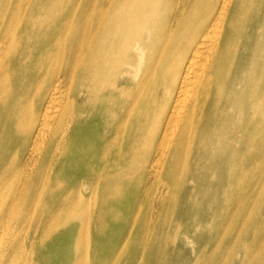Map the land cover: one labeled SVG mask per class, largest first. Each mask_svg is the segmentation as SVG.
Masks as SVG:
<instances>
[{"label":"bare ground","instance_id":"1","mask_svg":"<svg viewBox=\"0 0 264 264\" xmlns=\"http://www.w3.org/2000/svg\"><path fill=\"white\" fill-rule=\"evenodd\" d=\"M24 222L32 264H264V0H0ZM8 230L0 264H31Z\"/></svg>","mask_w":264,"mask_h":264},{"label":"rangeland","instance_id":"2","mask_svg":"<svg viewBox=\"0 0 264 264\" xmlns=\"http://www.w3.org/2000/svg\"><path fill=\"white\" fill-rule=\"evenodd\" d=\"M138 173V172H136ZM135 175V173H134ZM26 223V222H24ZM4 226V225H2ZM9 229V230H8ZM4 228H0V237L2 234H4L7 231L9 233L12 231V236L15 240H21L24 244V248L26 251V261L28 263L32 264L33 257L31 256L32 252L35 251L36 247H34V242H33V231L30 230V225L29 223L24 224L23 226L20 227L18 224H14L11 226L10 224L8 225V228L5 230ZM6 234V233H5ZM33 242V244H31ZM38 260V259H37ZM47 262L42 256L40 258V263Z\"/></svg>","mask_w":264,"mask_h":264}]
</instances>
